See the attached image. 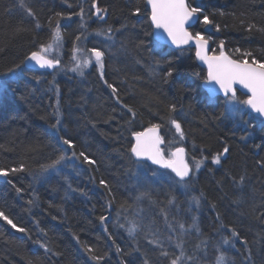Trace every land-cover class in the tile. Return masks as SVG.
I'll use <instances>...</instances> for the list:
<instances>
[{
  "label": "trees",
  "instance_id": "1",
  "mask_svg": "<svg viewBox=\"0 0 264 264\" xmlns=\"http://www.w3.org/2000/svg\"><path fill=\"white\" fill-rule=\"evenodd\" d=\"M94 3L105 21L94 19ZM188 5L200 16L190 32L208 40L214 54L222 45L232 59L264 63V0ZM57 27L63 51L51 59L62 67L82 41L104 53L102 76L93 67L79 79L24 67ZM107 32L113 45L99 37ZM205 75L192 49L153 40L145 0H0V169L8 173L0 180V212L26 230L0 216V264H171L177 257V264H218L222 255L220 264H264V128L252 118L251 128L230 119L225 100L205 96ZM153 125L171 148L208 158L228 149L217 169L191 178L211 210L198 221L201 241L184 227L180 250L165 238L158 215L191 180L161 171L167 180L154 183L160 170L130 155L132 135ZM141 198L156 203L154 215L127 232L121 220L131 208L142 211ZM184 203L172 210L178 220ZM206 248L212 255L198 258Z\"/></svg>",
  "mask_w": 264,
  "mask_h": 264
},
{
  "label": "snow or ice",
  "instance_id": "2",
  "mask_svg": "<svg viewBox=\"0 0 264 264\" xmlns=\"http://www.w3.org/2000/svg\"><path fill=\"white\" fill-rule=\"evenodd\" d=\"M148 3L152 7L151 20L153 24L158 29L163 28L168 33V35L172 37L174 43H186L188 39L193 38L189 33L184 31L183 25L194 14L199 12L198 8L189 9L185 4V0H148ZM92 6L96 8L97 14L101 13L102 10L97 7L95 3ZM82 11L83 10H81V12ZM136 11L139 12V9H137ZM31 14L32 13L29 11V15ZM57 15L60 14L58 13ZM203 23H210L207 16H204ZM37 27H39V25H37ZM109 31H111V29H109ZM178 32L182 35V40L177 39ZM53 38L57 43L61 39L58 27L56 32L53 34ZM77 39H79V37H77ZM195 39L198 45H200L201 43H206V41H204L203 37L199 33L196 34ZM51 47V44L47 46L41 45L40 52H32L30 57L25 58L26 61H35L37 64H39L41 68H55L60 63L59 59H47L41 55V53L48 52ZM90 52L95 59L96 65L101 69L102 76L104 53L95 48L91 49ZM197 55H200L199 51L197 52ZM73 59H76V57L73 56ZM201 59L207 60L209 67L208 79L210 81H215L217 84H219L220 88L224 91L225 95L231 93L233 98H235V90L232 85L238 82L243 87L249 89L252 93V96L246 101H244V103L250 105L251 108L254 109L256 112L260 113L261 115H264V63H258L255 60H253V65L255 66L249 65L246 60L242 63L239 61H227L226 63H221V60H227V58L223 56L210 58L201 57ZM90 64L91 60L85 59L82 64L80 62H77L76 67L72 70H80V74L83 75V71L81 69L87 68ZM19 67L20 65H16L14 68L9 69L8 74L15 72L16 69ZM168 75H172L171 71L168 72ZM108 86L112 88V85ZM112 91L113 93H115L116 89L112 88ZM175 107V105H170V110L175 111ZM128 110L130 112L132 111L131 108H129ZM170 122L175 127L177 133L180 134V137L183 138L184 133L182 131L181 124L175 119H172ZM159 127V125H153V127L148 131L155 132L156 129H158ZM144 135L145 133H135L137 143L132 146L131 152L134 153L135 156L138 158L146 156L152 161L153 164L161 165L165 168L171 169L175 173L176 177H179L180 181H185L186 178L189 177V165L183 160H181L179 164H177V161L174 159L165 160L162 151L158 147V145L163 142L162 139L157 137L156 140L151 143V145H144L140 141V137ZM64 143L69 145L70 147L73 146L70 140H64ZM184 151V148H178L176 149V152L172 153V156L176 157L179 154L184 153ZM227 151L228 149L225 148L224 152L226 153ZM73 155H75V153H73ZM80 155L84 157L85 161L93 163V161L88 160V157L83 152H81ZM60 159L62 160L64 159V157L61 156ZM55 163H58V161H55L54 164ZM213 163H220L219 155L213 158ZM195 166L198 169L200 167V162H197ZM17 170L18 169H12V171ZM7 175L8 173L6 171L0 169V176ZM101 183H103V181H101ZM0 216H4V214L0 212ZM4 219L7 220V222L12 225L13 228H17V225L14 224L12 220L8 219V217L4 216ZM101 219L103 220L104 217H101ZM134 227L135 226H133V228L129 231H133ZM181 227L183 226L181 225ZM17 230L20 232L26 231L24 228H17ZM237 235L238 234L235 231L232 232V236ZM223 242L225 244L229 243L227 239H225ZM36 243H39V241H37ZM40 247L43 248L45 246L41 244ZM89 251H91V249H89ZM163 254L167 255L166 252ZM181 255H183V253H181ZM179 259L180 257L173 259L171 261V264H177V261ZM220 261H223V255L220 257ZM220 261H218V264H220Z\"/></svg>",
  "mask_w": 264,
  "mask_h": 264
},
{
  "label": "rangeland",
  "instance_id": "3",
  "mask_svg": "<svg viewBox=\"0 0 264 264\" xmlns=\"http://www.w3.org/2000/svg\"><path fill=\"white\" fill-rule=\"evenodd\" d=\"M56 30L57 28L50 30L51 37L48 39V41L44 45V46H47L51 44L52 47L49 49L48 52L41 53L42 56L49 58V59H51V57L53 56L59 58L61 55V52L63 51V46H62V41H61L62 39H60V41L57 43L53 38V34L56 32ZM99 35H100L99 37L101 40L102 39H104V41L109 40L108 41L109 45L113 43L112 36L110 33L108 34L107 32L106 36H104L103 33ZM90 50L91 49L86 48L84 42L82 41L77 42L75 46L70 50L68 60L62 65V67H60L61 65H59V67L56 68V70L58 69L59 75H65L70 78L75 77V79L77 78L79 79V77L82 76L80 74V70L73 71L72 69L76 67L77 62H80L82 64V62L85 59H90L91 64L87 68L81 69L83 71V74L86 73V71L90 70L92 67L95 68L97 71H101V69L96 65L95 59L92 56ZM73 56H75L76 59H73ZM2 89L3 87L1 86V78H0V92L2 91ZM244 101L246 100L245 99L241 100L238 96H235V98L226 97L225 99L226 113L230 119L236 120L238 124L246 128H251L254 125L251 124L250 122V115L246 112V104L244 103ZM259 125H262V127L264 128L263 122H261ZM173 132L177 134L176 129L173 130ZM180 139H181L180 137H178L177 139L172 138V141L177 140V142H180ZM174 148H175L174 146L172 148L170 146L169 147L165 146V148H163V144L159 146V149L162 151L163 155L166 157L167 160L171 159L172 157L171 150ZM214 157L216 156L213 155L212 157L208 158L206 156H202V155L200 156L199 154H196V153L189 155L188 164L189 166L192 167L194 171L193 173L194 180L197 179L198 174L200 175V172L202 171L207 172L208 170H211V169H217V167L220 166V163L219 164L213 163ZM221 160L222 158L220 156V162ZM66 161L67 160H64L65 163ZM197 162H200V167L198 169L195 166ZM166 177L167 176H165L164 172L154 171V174L152 176V181L158 184L162 182L163 180H167ZM193 179L187 184H180V186L178 185L179 190L176 191L178 196L167 197L166 198L167 203H165L166 204V208L164 211L165 213L162 212L158 215V217L161 220L160 227L169 231L168 237L166 236L165 238L179 250L181 249V244L184 243L183 239L187 236L186 231H184V227H186L189 231H191V234L195 232L197 235L195 234L193 237L201 241V239L199 238L200 232L199 230H196L198 226V221L202 218L210 216L208 211L211 209L208 206V204L203 200L201 196V189L198 188V183H193L194 182ZM168 181H169V178H168ZM144 195H147V194H144ZM180 200L181 202L182 200H185L184 205L186 204L185 206H187L185 208L184 206L181 207L180 213H182V215L181 214L180 215H181L182 220H178L176 218L175 213L172 211V210H176L177 206L180 207L179 206ZM139 202H140L139 206H141V209L143 208L141 211L143 213L142 214L143 216L141 215V212L137 206L135 208H131L129 212H126V214H124V217L121 220L122 227H124L127 232H130L129 230L132 229L133 226H135L134 230L131 231L130 233H133L134 231H136L138 229L137 222L139 221V224H140L143 220L142 217H145V216L152 217V215H154L153 212H154L156 203L153 200H148L147 198H141ZM158 202L160 203V201ZM175 220L178 223V226H176V228L178 229V233H176V229L174 230L171 227V225L174 222H176ZM181 225L183 227H181ZM181 231L185 233L182 234ZM191 250L196 251L195 248L193 249L191 248ZM178 253L180 254V251H178ZM216 254L217 252L213 253V255H216ZM211 255H212V251L210 250L208 252V249L206 248V251L204 252V254L202 256H199L198 258L200 259H202L203 257L209 258ZM180 256L183 262L184 260H188V258L185 255H180Z\"/></svg>",
  "mask_w": 264,
  "mask_h": 264
},
{
  "label": "water",
  "instance_id": "4",
  "mask_svg": "<svg viewBox=\"0 0 264 264\" xmlns=\"http://www.w3.org/2000/svg\"><path fill=\"white\" fill-rule=\"evenodd\" d=\"M145 4H146L147 9L149 11V23H150L151 29H152V38H153V40L157 44L162 45V46H166V47L170 48L171 50L192 49L194 51V58L196 60L197 65L206 70V80L202 83V89L206 93L207 97L208 98H212V99L215 98V97L216 98L217 97L224 98V97H227V96H231L232 97V94L231 93H228L227 95H225L224 91L220 88L219 84H217L215 81H210L208 79V74H209L208 63H207V60L206 59H201V57L210 58V57H221V56H223V57L227 58V60H221L220 61L221 63H226L227 61H237V60L232 59L231 57H229L223 51L220 54H216V55L215 54H211V45H210V42L208 40H206L205 38H203V39H204V41H206V43H201L200 45L197 44V41L195 39V36L192 35V33L190 32V30L192 28H194L196 26V24L199 22V19H200L199 14L198 13L194 14L183 25L184 31H186L187 33H189L193 38L192 39H188L186 43H184V42L174 43L173 40H172V37H170L168 35V33L163 28H159L158 29V28L155 27V25L153 24V22L151 20L152 7L148 3V0H145ZM185 4L187 5V7L189 9H191L189 7V5H188V0H185ZM101 14H102V11H101V13L97 14L96 13V8L94 7V17H98ZM102 15H103L102 16V20L103 21L106 20V15L105 14H102ZM177 39L178 40H182L183 39L182 35L179 34V32L177 34ZM221 48H223V47L221 46ZM198 51L200 53L199 56L197 55V52ZM30 55L28 57H30ZM214 63H215V61H214ZM248 64L249 65H252V66H255V65H253V63H250V62H248ZM24 67L26 69H28V70H31V71H44V72L52 73L56 68L59 67V64L55 68H47V67L41 68L39 66V64H37L35 61H32V60H27L26 61V59H25V61H24ZM232 87L235 90V94L236 93H239L240 95L246 97V99H249L252 96V93L250 92V90L247 89V88H245V87H243L238 82L237 83H234L232 85ZM246 108H247V111L252 116H254L256 119H259L262 122H264V115H261L260 113L256 112L254 109L251 108L250 105H247L246 104ZM151 128L152 127H149V128H147V129H145V130H143L141 132H136V133H145L144 136L140 137V141L144 145H151V143L154 142L157 137L160 138L159 128L156 129L155 132H149L148 130L151 129ZM136 143H137V138H136L135 133H134L132 135V145H131V148ZM162 144H163V142L160 143L158 145V147L161 146ZM131 148H130V155H131V157H132V159L134 161H136V162H146L147 164H149L151 166H155V167H157V168H159L161 170H168L169 172L173 173V175L176 177L175 173L171 169L165 168V167H163L161 165L153 164L152 161L150 159H148L146 156L139 157V158L136 157L135 154L131 152ZM178 148H176V149H178ZM176 149H174L172 151V153L176 152ZM224 155H226V153H224ZM171 159L176 160L177 161V164H179L181 160H183L185 163H187V160H186V152L184 151V153L179 154L176 157H173L172 156ZM165 160H167V159L165 158ZM190 177H191V169H190V172H189V177L186 178L185 181H187ZM176 178L179 180V177H176ZM0 180H4V177L3 176H0Z\"/></svg>",
  "mask_w": 264,
  "mask_h": 264
},
{
  "label": "flooded vegetation",
  "instance_id": "5",
  "mask_svg": "<svg viewBox=\"0 0 264 264\" xmlns=\"http://www.w3.org/2000/svg\"><path fill=\"white\" fill-rule=\"evenodd\" d=\"M222 46V45H221ZM221 46H220V50H219V53L218 54H220L222 51L223 52H225L224 51V49L223 48H221ZM223 47V46H222ZM226 53V52H225ZM211 54H214L213 52H212V49H211ZM205 70V69H204ZM205 74H206V70H205ZM205 80H206V75H205ZM204 80V81H205ZM205 93V92H204ZM205 96L207 97V95H206V93H205ZM236 96H241V95H239L238 93L236 94ZM208 98V97H207ZM216 98V97H215ZM215 98H213V99H215ZM210 100H213L212 98H209ZM221 99H223V100H225L226 99V97H224V98H221ZM173 128H175L173 125H172V129ZM173 130H175V129H173ZM178 135H180L179 133H177ZM161 135V134H160ZM161 139H162V141H163V148H165V146H167V142H165V138H164V136H162L161 135ZM170 145V144H169ZM169 145H168V147H169ZM178 147H181V148H184L185 149V152H186V160H187V164H188V160H189V155H191L189 152H188V150L185 148V147H182V146H178ZM174 149H172L171 150V154H172V151H173ZM164 156V155H163ZM223 156H225V155H223ZM164 158H166L165 156H164ZM222 158V157H221ZM189 165V164H188ZM190 167V169H191V177L186 181V182H188V181H190L191 180V178H192V176H193V173H194V171H193V169H192V167L191 166H189ZM157 168V167H156ZM158 170H160V171H166V172H168L169 174H171L172 176H174L173 175V173H171V172H169L168 170H161V169H159V168H157ZM175 177V176H174ZM176 178V177H175ZM177 179V178H176ZM178 180V179H177ZM178 181H180V180H178Z\"/></svg>",
  "mask_w": 264,
  "mask_h": 264
},
{
  "label": "bare ground",
  "instance_id": "6",
  "mask_svg": "<svg viewBox=\"0 0 264 264\" xmlns=\"http://www.w3.org/2000/svg\"><path fill=\"white\" fill-rule=\"evenodd\" d=\"M102 10V9H101ZM102 14H103V10H102ZM100 15V16H98V17H94V19H98L99 21H103L102 20V16L103 15ZM105 21V20H104ZM250 63H253V62H250ZM227 97H231V96H227ZM217 98H221V97H217ZM246 112L250 115V119L252 118V119H254V120H257L254 116H252L248 111H247V108H246ZM251 123H254V121L253 120H251L250 121ZM149 128V127H148ZM147 129V128H146ZM145 130V129H144ZM141 131H143V130H141ZM141 131H139V132H141ZM159 134H161L162 136H163V133H162V130H161V128L159 127ZM161 135H160V138H161Z\"/></svg>",
  "mask_w": 264,
  "mask_h": 264
}]
</instances>
